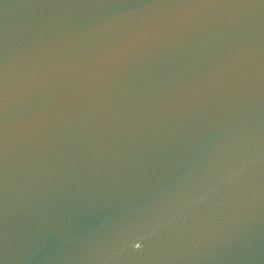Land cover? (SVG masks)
I'll return each instance as SVG.
<instances>
[{"label": "water", "instance_id": "1", "mask_svg": "<svg viewBox=\"0 0 264 264\" xmlns=\"http://www.w3.org/2000/svg\"><path fill=\"white\" fill-rule=\"evenodd\" d=\"M0 264H264V0H0Z\"/></svg>", "mask_w": 264, "mask_h": 264}]
</instances>
